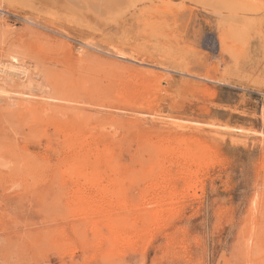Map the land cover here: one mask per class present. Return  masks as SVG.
<instances>
[{"label": "rangeland", "instance_id": "1", "mask_svg": "<svg viewBox=\"0 0 264 264\" xmlns=\"http://www.w3.org/2000/svg\"><path fill=\"white\" fill-rule=\"evenodd\" d=\"M0 1V264H264L259 29L230 53L189 2L88 30Z\"/></svg>", "mask_w": 264, "mask_h": 264}, {"label": "bare ground", "instance_id": "2", "mask_svg": "<svg viewBox=\"0 0 264 264\" xmlns=\"http://www.w3.org/2000/svg\"><path fill=\"white\" fill-rule=\"evenodd\" d=\"M3 1V0H2ZM6 1V0H5ZM21 4H27V6L30 7H34V5L37 2H40L41 5L44 4L46 6L51 5L50 7V11L51 15L53 16H49V18H46L45 21H49L50 23L53 21H56V17L60 18V20H62L63 18V14H66L67 16H69L70 18V23H75V24H79L82 25V27L84 26L85 28H88V30L90 29H103V26H108L110 24L108 23V18H110L111 16H116V17H122L126 18V16L128 14H134L136 12L140 13L143 11H146V8H148L147 10L150 12H159V13H169L171 15L173 14H177V12H179V9L182 8H178L179 6L183 4H185V2H189L190 4H185V8L190 12L191 15L195 16V17H199L202 16L205 18V20H209V23L211 25H213V28H215V31L218 35V39H219V44L224 48V51H229V50H237V49H242V46L239 45V47L237 46L238 44H236L237 47H234L233 45V41H238L239 39H245L247 38V36L251 35L252 33H254L255 31H257L258 29L260 31H258V33L261 35L260 38H263L261 41L264 42V0H180L179 2H176V0H19L18 1ZM50 2V3H47ZM0 3L2 4V2L0 1ZM11 3V2H10ZM0 4V5H1ZM12 4V3H11ZM10 4V5H11ZM15 4V3H14ZM17 4V3H16ZM48 4V5H47ZM181 4V5H180ZM20 5V4H17ZM33 5V6H32ZM36 5H39V3H37ZM43 5V6H44ZM15 6V5H14ZM40 6V5H39ZM45 6V7H46ZM6 7V6H5ZM18 7V6H17ZM37 7V6H36ZM44 7V10H45ZM182 7V6H181ZM19 8V7H18ZM20 8L22 9L23 7ZM19 8V9H20ZM178 8V9H177ZM42 9V7H41ZM41 9H39L38 11H40ZM42 12V11H41ZM44 12V11H43ZM42 12V13H43ZM49 13V12H48ZM145 13V12H144ZM54 14H56L57 16H55ZM138 14V13H137ZM151 14V13H150ZM65 15V16H66ZM131 15V16H132ZM135 15V14H134ZM152 15V14H151ZM46 16V15H45ZM77 16V17H76ZM44 17V16H43ZM55 17V18H54ZM134 17V16H133ZM149 17V16H148ZM35 18V16H34ZM66 18V17H65ZM68 18V17H67ZM142 18V17H141ZM174 18V17H173ZM191 18V17H190ZM64 19V18H63ZM120 20V18H118ZM133 19V18H132ZM35 20V19H34ZM32 20V21H34ZM42 20V19H41ZM65 20V19H64ZM68 20V19H67ZM125 20V19H124ZM161 20V19H160ZM163 20V19H162ZM69 21V20H68ZM65 21V22H68ZM110 21V20H109ZM115 21V20H113ZM117 22V21H116ZM175 22V21H174ZM112 23V22H109ZM155 23V22H154ZM179 23V22H178ZM208 23V22H207ZM176 24V23H175ZM147 25V24H146ZM151 25V24H150ZM154 25V24H153ZM185 25V24H184ZM67 26V25H66ZM112 26V24L110 25ZM163 26V25H162ZM102 27V28H101ZM149 27V26H148ZM174 27V26H173ZM108 28V27H107ZM168 28V27H167ZM106 29V28H105ZM148 29V28H147ZM161 30V29H158ZM151 31V30H150ZM149 31V32H150ZM93 32V31H92ZM96 32V31H95ZM155 32V30L153 31ZM122 34V32H120ZM257 33V32H256ZM73 34V33H72ZM120 34V35H121ZM127 33H125L126 35ZM130 34H132L130 32ZM148 34V33H147ZM175 34V33H174ZM124 35V34H122ZM121 35V37H122ZM154 35V34H153ZM166 35V34H165ZM257 35V34H255ZM155 36V35H154ZM120 37V36H119ZM120 37V38H121ZM125 39H127L126 36H124ZM122 37V38H124ZM157 37V36H156ZM160 37V36H159ZM253 37V36H252ZM99 38V37H98ZM128 38H131L130 35H128ZM161 38V37H160ZM257 38V37H256ZM255 38V39H256ZM150 39H152L150 37ZM172 39V38H171ZM119 40V39H118ZM121 40V39H120ZM130 40V39H129ZM154 40V39H152ZM252 40V39H251ZM250 40V42H251ZM254 40V39H253ZM258 40V38H257ZM256 40V41H257ZM231 41V42H230ZM241 41V40H239ZM238 41V42H239ZM259 41V40H258ZM149 42V41H148ZM153 42V41H152ZM246 42V41H245ZM260 42V41H259ZM249 43V42H247ZM45 44V43H44ZM85 44V43H84ZM109 44V42H108ZM163 44V43H162ZM240 44V43H239ZM244 44V42H243ZM262 44V43H261ZM89 45V44H88ZM118 45V44H117ZM154 45V44H153ZM158 45L155 46L156 50L159 48L160 43L156 44ZM245 45V44H244ZM119 46V45H118ZM261 47H263V45H260ZM153 47V46H152ZM219 47V48H222ZM245 47V46H244ZM248 47V46H247ZM117 48V46L115 47ZM232 48V49H231ZM264 48V47H263ZM161 49V48H159ZM158 49V51H159ZM170 49V48H169ZM154 50V49H153ZM155 50V51H156ZM163 50V47H162ZM161 50V51H162ZM168 50V49H167ZM244 50V49H243ZM262 50V49H260ZM120 51V50H119ZM154 51V53H156ZM222 51V50H221ZM118 52V50H117ZM166 52V50H165ZM230 52V51H229ZM228 52V55H229ZM239 52V51H238ZM242 52V51H241ZM153 53V55H154ZM163 53V52H162ZM231 53V52H230ZM245 53V52H244ZM263 53V52H262ZM125 54V53H124ZM157 54L161 55V53ZM227 54V53H226ZM234 54V53H233ZM232 54V55H233ZM119 56H123V53H119ZM241 55V53H240ZM264 55V54H263ZM162 56V55H161ZM182 56V55H181ZM230 56V55H229ZM228 56V57H229ZM237 56V55H234ZM92 57V56H91ZM126 57V56H123ZM128 57V56H127ZM132 57V56H131ZM164 57V56H162ZM168 57V56H165ZM164 57V58H165ZM61 58V57H60ZM99 58V57H98ZM155 58V57H154ZM235 59V57H233ZM240 58V57H239ZM238 57L235 59L237 61ZM96 60V59H95ZM158 60V59H157ZM104 61V60H103ZM155 61V60H153ZM230 61V59H229ZM227 61V62H229ZM240 61V59L238 60V62ZM95 62V61H94ZM98 62V61H97ZM113 62V61H112ZM235 62V61H234ZM238 62L237 63L238 65ZM110 63V62H109ZM121 63V62H120ZM159 63V62H158ZM164 63V62H163ZM112 64V63H111ZM110 64V65H111ZM118 64V63H116ZM165 64V63H164ZM231 64L233 65V63L231 62ZM82 65V64H81ZM168 65V64H167ZM236 65V64H235ZM166 66V65H165ZM175 66V65H174ZM179 66V65H178ZM176 67L177 69L179 67ZM94 67V66H93ZM120 67V66H119ZM118 67V68H119ZM123 67V66H122ZM167 67V66H166ZM169 67V66H168ZM171 67V66H170ZM169 67V68H170ZM173 67V66H172ZM227 67V66H226ZM232 67V66H231ZM229 67V68H231ZM234 67V66H233ZM15 68V67H13ZM20 68V67H19ZM91 68V66H90ZM222 68V67H221ZM228 68V67H227ZM12 69V67H11ZM17 69V68H15ZM176 69V71H177ZM234 69V68H233ZM238 69V68H237ZM236 69V70H237ZM18 70V69H17ZM15 70L17 73L18 71ZM24 70V69H23ZM22 70V71H23ZM26 70V69H25ZM110 70V69H109ZM172 70L174 71V69L172 68ZM180 70V68H179ZM235 70V69H234ZM5 71V70H4ZM11 71V70H10ZM13 70V72H15ZM21 70H19L20 72ZM103 71V70H102ZM168 71V70H167ZM181 71V70H180ZM184 71V70H183ZM8 72V71H7ZM15 72V73H16ZM24 72V71H23ZM48 72V70H47ZM170 72V71H169ZM175 72V71H174ZM178 72V71H177ZM189 72V71H188ZM224 72V71H223ZM238 73H240L239 71H237ZM21 73V72H20ZM26 73V71H25ZM110 73V72H109ZM171 73V72H170ZM180 73V72H179ZM228 73V72H227ZM247 73V72H246ZM225 74V73H224ZM244 74V72H243ZM240 74V75H243ZM248 74V73H247ZM246 74V75H247ZM12 75V74H11ZM27 75V74H26ZM70 75V74H69ZM223 75V74H222ZM228 75V74H226ZM252 75V74H249ZM23 76H25V74H23ZM64 76V75H62ZM225 78V75H223ZM234 76V75H233ZM245 76V75H243ZM254 76V75H253ZM252 76V77H253ZM7 77V76H6ZM5 77V78H6ZM21 77V76H20ZM69 77V76H68ZM230 77V76H229ZM252 77L250 76V78L252 79ZM261 77V76H258ZM264 77V76H263ZM222 78V79H224ZM237 78V77H236ZM243 78V77H242ZM247 78V76L245 77ZM249 78V77H248ZM8 79V78H7ZM125 79V78H124ZM155 79V78H154ZM258 79V78H257ZM260 79V78H259ZM264 79V78H263ZM30 80V79H29ZM58 80V79H57ZM65 80V79H63ZM162 80V79H161ZM229 80V79H228ZM247 80V79H246ZM254 80V79H252ZM261 80V79H260ZM49 81V80H48ZM255 81V80H254ZM253 81V82H254ZM259 81V80H258ZM65 82V81H64ZM248 82V80H247ZM246 82V83H247ZM264 82V81H263ZM261 81V84L263 83ZM160 83V82H159ZM257 83V82H255ZM254 83V84H255ZM260 83V82H259ZM250 84V82H249ZM252 84V82H251ZM253 84V85H254ZM162 85V84H161ZM263 85V84H262ZM156 87V86H155ZM160 87V85L158 86ZM256 87H261L260 85H256ZM63 88V87H62ZM107 88V87H106ZM123 88V87H122ZM150 88V87H149ZM121 89V88H120ZM63 90V89H62ZM134 93V92H133ZM153 94V93H152ZM129 95V94H128ZM134 95V94H133ZM121 96V95H120ZM127 100V99H126ZM86 104V103H85ZM17 106V105H16ZM48 108V107H47ZM60 115V114H59ZM81 116V115H80ZM77 116H75L76 118ZM74 120V119H73ZM109 126V125H108ZM113 126V125H112ZM230 127V126H229ZM228 128V127H227ZM107 129V128H106ZM207 133V132H206ZM81 138V137H80ZM6 141V140H5ZM97 144V143H96ZM95 147V146H94ZM19 148V147H18ZM99 148V147H98ZM69 149V148H68ZM97 149V148H96ZM99 150V149H98ZM193 150V149H192ZM191 154V153H190ZM189 154V155H190ZM189 157V156H188ZM10 162V161H9ZM74 168V167H73ZM87 173V172H86ZM88 176V175H87ZM84 178V177H83ZM95 179V178H94ZM78 183V182H77ZM90 183V182H89ZM88 184V183H87ZM104 188V187H103ZM120 190V189H119ZM113 191V190H112ZM118 191V190H116ZM122 191V190H121ZM123 198V197H122ZM124 199V198H123ZM125 202V201H124ZM123 203V201H122ZM113 229V227H112ZM141 230V229H140ZM135 231V230H134ZM143 231V230H142ZM116 232V231H115ZM114 232V233H115ZM129 235V233H127V236ZM122 236V235H121ZM120 234L118 235V233L113 234L112 237L109 238H103L101 239L100 237V241L99 243L102 245H99L100 250L102 252V254L105 257H112L114 255V252L116 251L117 247L119 245H117L118 243L120 244V242H124V240L126 239V234L125 237L123 238V236L121 237ZM120 238H123V240H119ZM129 238V237H128ZM133 239V238H132ZM98 240V239H97ZM96 240V241H97ZM128 240V239H127ZM130 241V240H129ZM132 241V240H131ZM130 241V242H131ZM98 243V244H99ZM108 244L107 247L103 246L104 244ZM123 244V243H122ZM129 244V243H127ZM138 244V243H137ZM134 245V244H133ZM124 246V245H123ZM119 249V248H118ZM124 249V248H123ZM119 252V251H118ZM121 252V251H120ZM119 254H122L120 253ZM98 255V254H97ZM143 256V255H142Z\"/></svg>", "mask_w": 264, "mask_h": 264}]
</instances>
